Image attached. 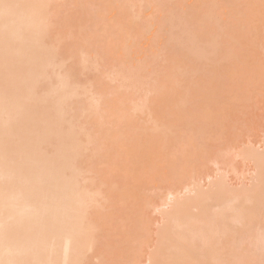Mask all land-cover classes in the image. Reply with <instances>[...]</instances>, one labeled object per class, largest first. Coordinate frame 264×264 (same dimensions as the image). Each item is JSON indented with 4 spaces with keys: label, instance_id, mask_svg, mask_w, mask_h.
<instances>
[{
    "label": "bare ground",
    "instance_id": "1",
    "mask_svg": "<svg viewBox=\"0 0 264 264\" xmlns=\"http://www.w3.org/2000/svg\"><path fill=\"white\" fill-rule=\"evenodd\" d=\"M143 1L0 0V264H264V0Z\"/></svg>",
    "mask_w": 264,
    "mask_h": 264
},
{
    "label": "rangeland",
    "instance_id": "2",
    "mask_svg": "<svg viewBox=\"0 0 264 264\" xmlns=\"http://www.w3.org/2000/svg\"><path fill=\"white\" fill-rule=\"evenodd\" d=\"M257 1H259V0H255V2H257ZM140 3H142L143 5L146 3V0H144L143 2H140ZM139 3V4H140ZM184 16H182V19H184L186 16H187V13L190 11V9L194 6V4H193V0H185L184 2ZM148 13H150V12H147V13H145V16H143V23L144 22H146V20H147V16H146V14H148ZM148 37H150V36H148ZM148 40H146V42H142L143 44H141V46L143 47V48H145L146 46H148V45H150L151 44V42H147ZM144 43H146V44H148V43H150V44H148V45H144ZM161 44V43H160ZM144 45V46H143ZM149 47V46H148ZM205 47V46H204ZM147 48V47H146ZM134 57H137L136 55H133ZM141 57V56H140ZM137 58H139V57H137ZM131 59H132V57H131ZM261 62H262V64H264V58L261 60ZM156 67L158 68L159 67V65L158 64H156ZM154 80H151V82L150 83H152ZM255 81V83H253V84H251L250 86H249V88L251 89V92L248 94V97H247V100L245 101V102H241L240 103V106L238 107V109H241V110H239V111H241V112H239V120H238V117H237V120L235 121L236 122V131H235V133L231 136L230 134H229V137H230V143H231V145H233V146H235V147H239V148H241L240 146H242L243 144H245V143H248V144H252V145H257L258 147H259V145L260 146H262V139H263V136H264V69L262 70V71H260V74H259V78L257 79V80H254ZM248 81H246V82H244V83H247ZM237 89V86H235L232 90L233 91H235ZM247 93V92H246ZM237 108V107H236ZM235 108V109H236ZM237 110V109H236ZM234 113V112H233ZM139 114V113H138ZM137 114V115H138ZM144 114H146V113H144ZM147 115V114H146ZM234 115V114H233ZM233 115H231L232 117H235V116H233ZM236 115H238V113L236 114ZM139 116H140V114H139ZM141 116H143L142 115V113H141ZM138 117V116H137ZM144 117H145V115L143 116V119H144ZM232 117H231V119H232ZM142 117H138V119H141ZM142 119V120H143ZM147 119V118H146ZM146 119H144V120H146ZM230 119V120H231ZM143 120V121H144ZM234 121V120H233ZM104 123V122H103ZM236 152H237V150H236ZM178 158V157H177ZM232 166H234V167H236V169H237V172H231L230 173V181L231 182H234L235 184L237 183V184H239V186H241V184H247V182H242L243 181V179L244 180H246L247 181V178L249 179L251 176H253L252 174H254L252 171H253V164H250V163H248V162H246V164H244L243 163V161L241 160V159H237L236 160V162L232 165ZM201 172V170H199V173ZM234 179H232V178ZM240 178H242V180L240 179ZM237 179V180H236ZM238 179H240L241 180V182H240V180L238 181ZM207 180V179H206ZM233 180V181H232ZM236 180V181H235ZM209 181V180H208ZM163 182V181H162ZM166 181H164V183L163 184H161V181H160V184H161V186L162 187H165V188H167V187H169L170 186V183L169 182H167V184L165 183ZM187 183H189V182H191V180L190 179H188L187 181H186ZM204 182H205V180H204ZM157 182L156 181H154V187H156V185L157 184H159V182L156 184ZM169 183V184H168ZM206 183H207V181H206ZM233 183V184H234ZM249 183V182H248ZM167 185H169V186H167ZM160 186V187H161ZM151 187V186H150ZM153 187V189L152 190H150L152 193H154L155 191H153V190H156L155 188ZM158 187H159V185H158ZM166 190V193L167 192H169V189H165ZM157 191V190H156ZM159 191V190H158ZM158 191H157V194H155V196L156 195H161V192H160V194L158 193ZM146 193H148V192H146ZM151 193V194H152ZM150 194V192H149V195H151ZM168 194V193H167ZM146 195H148V194H146ZM152 196H154V195H152ZM149 198V197H148ZM158 200V199H157ZM157 200H156V203H157ZM159 200H160V198H159ZM160 202V201H159ZM158 202V203H159ZM170 202V201H169ZM160 205H161V203H160ZM160 205H158V206H160ZM156 206V205H155ZM158 206H157V208H158ZM148 208H150V209H153L151 206H149ZM148 208H147V210H148ZM167 210V209H169V206L168 205H166V206H164V207H160V209L158 208L157 209V211L156 212H152L150 209V216L149 217H151L152 216V218H153V220H155V218L157 219V220H155V222H156V226H155V224L154 225H152V227L153 226H155V227H153V229H158L160 226H161V215H160V213H159V211L160 210H165V209ZM146 210V211H147ZM149 210H148V212H149ZM154 210H155V207H154ZM153 214V215H152ZM149 215V214H148ZM147 215V216H148ZM151 222H154V221H151ZM153 229H151L152 231H153ZM156 229H155V232H156ZM151 230H150V232H151ZM156 234V233H155ZM153 234L152 233H150V238H151V236H152ZM154 237H155V235H153ZM156 238V237H155ZM152 239V238H151ZM156 239H154V241H155ZM152 241V240H151ZM149 242H150V240H149ZM155 243V242H154ZM149 245H151V244H148L147 245V247L149 246ZM152 245H154L153 243H152ZM146 247V246H145ZM147 247H146V249H147ZM151 247V246H150ZM148 247L149 248V250L153 247ZM146 249H145V251H146ZM148 254V253H147ZM145 256H146V254H145Z\"/></svg>",
    "mask_w": 264,
    "mask_h": 264
}]
</instances>
